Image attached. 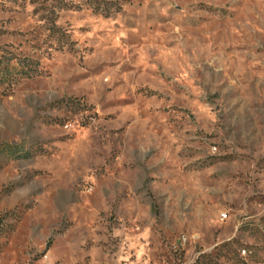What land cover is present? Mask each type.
Returning <instances> with one entry per match:
<instances>
[{"label": "rangeland", "instance_id": "1", "mask_svg": "<svg viewBox=\"0 0 264 264\" xmlns=\"http://www.w3.org/2000/svg\"><path fill=\"white\" fill-rule=\"evenodd\" d=\"M0 264H264V0H0Z\"/></svg>", "mask_w": 264, "mask_h": 264}, {"label": "trees", "instance_id": "2", "mask_svg": "<svg viewBox=\"0 0 264 264\" xmlns=\"http://www.w3.org/2000/svg\"><path fill=\"white\" fill-rule=\"evenodd\" d=\"M15 71H18V72L20 71L22 73H25L23 68H16L13 65L3 67L0 70V81H6L7 75H13Z\"/></svg>", "mask_w": 264, "mask_h": 264}]
</instances>
